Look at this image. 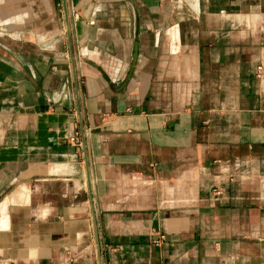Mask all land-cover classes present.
<instances>
[{
  "label": "crops",
  "instance_id": "obj_1",
  "mask_svg": "<svg viewBox=\"0 0 264 264\" xmlns=\"http://www.w3.org/2000/svg\"><path fill=\"white\" fill-rule=\"evenodd\" d=\"M132 1L0 0V264H264V0Z\"/></svg>",
  "mask_w": 264,
  "mask_h": 264
},
{
  "label": "water",
  "instance_id": "obj_2",
  "mask_svg": "<svg viewBox=\"0 0 264 264\" xmlns=\"http://www.w3.org/2000/svg\"><path fill=\"white\" fill-rule=\"evenodd\" d=\"M128 3L130 4L133 13H134V34H133V54H132V63H134L135 57H136V46H137V12H136V8L134 6V3L132 0H127ZM62 9H63V16H64V23H65V32H66V37H67V41L69 44V35H68V26H67V16H66V12H65V4H64V0H62ZM70 52V49H69ZM70 67H71V72L73 73V61H72V57H71V53H70ZM82 149L83 148V139H82ZM86 181L89 182L88 179V174L86 173Z\"/></svg>",
  "mask_w": 264,
  "mask_h": 264
},
{
  "label": "built area",
  "instance_id": "obj_3",
  "mask_svg": "<svg viewBox=\"0 0 264 264\" xmlns=\"http://www.w3.org/2000/svg\"><path fill=\"white\" fill-rule=\"evenodd\" d=\"M262 75V66L261 65H258L256 68H255V77L256 78H260ZM68 143L72 146H74L75 148H79V142L77 141V135L74 134L73 136H70L68 138ZM220 189H213L212 190V194L213 196H219L220 195ZM151 243L153 245H159L163 242L164 240V236L163 234L157 232V231H152L151 233Z\"/></svg>",
  "mask_w": 264,
  "mask_h": 264
},
{
  "label": "rangeland",
  "instance_id": "obj_4",
  "mask_svg": "<svg viewBox=\"0 0 264 264\" xmlns=\"http://www.w3.org/2000/svg\"><path fill=\"white\" fill-rule=\"evenodd\" d=\"M7 34H8L7 32H3V33L0 35V42H2V43L10 42V41H9V40H10V37H8ZM35 35H39V34H35ZM35 35H34V36H35ZM26 36H27V35H26ZM31 39H33L32 36H31ZM18 40H19V41L22 40L21 34H20ZM33 40H35V39H33ZM14 41H16V40H14Z\"/></svg>",
  "mask_w": 264,
  "mask_h": 264
}]
</instances>
